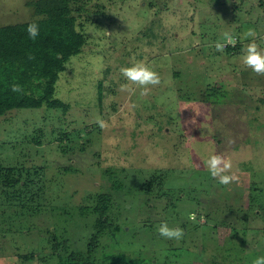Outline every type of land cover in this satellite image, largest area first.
<instances>
[{
  "label": "rangeland",
  "instance_id": "obj_1",
  "mask_svg": "<svg viewBox=\"0 0 264 264\" xmlns=\"http://www.w3.org/2000/svg\"><path fill=\"white\" fill-rule=\"evenodd\" d=\"M78 3L87 42L55 82L68 109L17 107L0 117V161L16 179L0 180V264L87 254L104 190L115 195L112 228L122 229L99 235L87 264H114L108 253L127 257L120 264H252L264 255V75L242 56L249 30L264 48V0ZM32 10L28 0H0V23ZM225 32L240 51L216 50ZM139 60L160 75L147 95L120 71ZM214 82L226 86L221 97L201 99ZM126 83L134 91H122ZM213 154L237 181L210 175ZM117 176L123 188L112 185ZM165 221L183 238L160 236Z\"/></svg>",
  "mask_w": 264,
  "mask_h": 264
},
{
  "label": "trees",
  "instance_id": "obj_2",
  "mask_svg": "<svg viewBox=\"0 0 264 264\" xmlns=\"http://www.w3.org/2000/svg\"><path fill=\"white\" fill-rule=\"evenodd\" d=\"M28 4L33 7L32 18L14 23H0V117L7 109L17 107L45 105L67 110L68 104L55 96V82L66 68L70 56L78 54L87 42V35L79 27L77 20V12L82 9L78 0H28ZM33 21L40 27L35 40L30 39L26 31L28 24ZM239 41L235 46L226 44L224 50L232 53L240 51L242 41ZM13 84L21 85L22 91L13 92ZM221 85L216 82L208 84L203 88L200 98L218 100L221 97L220 92L226 89V86ZM11 176V172L7 171L0 161V180L9 183L16 181ZM118 177L113 179L112 185L120 189L124 186ZM148 194L150 192L147 190L140 192V202L147 207L151 204ZM114 200L115 195L110 190H104L100 194L98 202L93 205L95 221L87 254L72 250L62 264H87L98 244V236L106 231L114 236L122 229L119 223L112 228L109 220V210ZM107 255L114 264H120V259L122 261L127 258L122 254ZM142 261V257L135 258L134 264H140Z\"/></svg>",
  "mask_w": 264,
  "mask_h": 264
},
{
  "label": "clouds",
  "instance_id": "obj_3",
  "mask_svg": "<svg viewBox=\"0 0 264 264\" xmlns=\"http://www.w3.org/2000/svg\"><path fill=\"white\" fill-rule=\"evenodd\" d=\"M26 31L28 32L29 38L35 40V38L39 35V24L35 21L29 23ZM245 37H251L252 39L247 44V47L243 49L242 62L247 68L251 69L257 75H264V48L256 42V33L254 30H249L245 34ZM223 40L224 42H217L215 45L216 50L219 52L224 50L226 44L235 46L237 43L236 38L228 32L223 34ZM120 71L126 81L130 82L132 85L138 86L141 89V95H147L149 93V86L154 87L160 84L159 73L144 60L135 61L130 67H123ZM11 90L13 92L22 91V86L19 84H13L11 86ZM121 90L134 91V89L129 87L128 83L121 85ZM96 122L102 129L106 127V122L103 119L98 117ZM207 168L210 175L213 178L218 179V182L221 185H228L238 180V177L234 173H231V163L227 162L220 154H213L209 157L207 161ZM157 231L160 236L177 241L182 239L184 235L182 228L170 227L166 221L162 222L158 226ZM252 264H264V255L257 256L253 259Z\"/></svg>",
  "mask_w": 264,
  "mask_h": 264
}]
</instances>
